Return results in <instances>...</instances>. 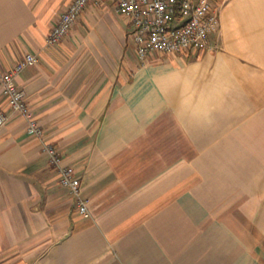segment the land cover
Here are the masks:
<instances>
[{"label": "crops", "instance_id": "obj_1", "mask_svg": "<svg viewBox=\"0 0 264 264\" xmlns=\"http://www.w3.org/2000/svg\"><path fill=\"white\" fill-rule=\"evenodd\" d=\"M0 0L15 82L89 210L59 182L0 82V264H264V0H216L208 49L129 46L115 0Z\"/></svg>", "mask_w": 264, "mask_h": 264}, {"label": "built area", "instance_id": "obj_2", "mask_svg": "<svg viewBox=\"0 0 264 264\" xmlns=\"http://www.w3.org/2000/svg\"><path fill=\"white\" fill-rule=\"evenodd\" d=\"M91 0H71L60 13L58 21L47 35V44H57L72 28ZM216 0H115V9L124 15L130 26L129 38L141 61L152 53L194 54L209 47V39L220 22ZM39 56L26 52L10 68L0 73V82L12 110L26 119V132L42 142L49 163L58 169L59 182L75 198L79 213L89 210L81 196V180L75 167L61 163L55 144L48 141L38 120L31 114L25 93L17 83V74L27 65L35 64ZM7 116L0 110V126Z\"/></svg>", "mask_w": 264, "mask_h": 264}, {"label": "rangeland", "instance_id": "obj_3", "mask_svg": "<svg viewBox=\"0 0 264 264\" xmlns=\"http://www.w3.org/2000/svg\"><path fill=\"white\" fill-rule=\"evenodd\" d=\"M129 46L132 47V43L129 42Z\"/></svg>", "mask_w": 264, "mask_h": 264}]
</instances>
